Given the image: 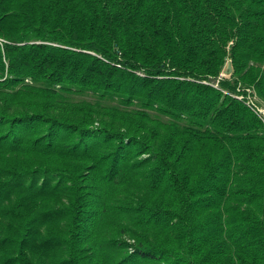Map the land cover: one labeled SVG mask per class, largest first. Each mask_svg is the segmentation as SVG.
Segmentation results:
<instances>
[{"label":"trees","instance_id":"1","mask_svg":"<svg viewBox=\"0 0 264 264\" xmlns=\"http://www.w3.org/2000/svg\"><path fill=\"white\" fill-rule=\"evenodd\" d=\"M248 88L264 0H0V264H264Z\"/></svg>","mask_w":264,"mask_h":264},{"label":"built area","instance_id":"2","mask_svg":"<svg viewBox=\"0 0 264 264\" xmlns=\"http://www.w3.org/2000/svg\"><path fill=\"white\" fill-rule=\"evenodd\" d=\"M228 73H223L221 77H226ZM237 100L244 102V104L254 112V114L260 119L264 129V102L258 97L253 89L239 90L237 94L233 96Z\"/></svg>","mask_w":264,"mask_h":264},{"label":"water","instance_id":"3","mask_svg":"<svg viewBox=\"0 0 264 264\" xmlns=\"http://www.w3.org/2000/svg\"><path fill=\"white\" fill-rule=\"evenodd\" d=\"M233 71V64L232 62H229L228 66H227V70H226V73H232Z\"/></svg>","mask_w":264,"mask_h":264}]
</instances>
